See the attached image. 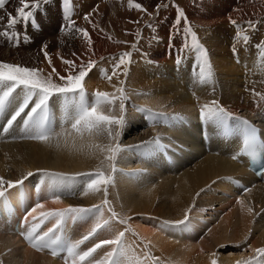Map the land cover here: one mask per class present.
<instances>
[{
	"label": "bare ground",
	"instance_id": "obj_1",
	"mask_svg": "<svg viewBox=\"0 0 264 264\" xmlns=\"http://www.w3.org/2000/svg\"><path fill=\"white\" fill-rule=\"evenodd\" d=\"M134 3H141L147 12L130 7L128 0H49L35 12L38 27L24 23L15 26V31H27L30 42L13 47L0 37V61L40 68L45 75L54 66L61 75H66L68 66L61 58L74 60L77 65L90 58L97 62L84 82L90 102L97 90L118 95L113 86L120 87L119 80L124 81L126 95L134 98L130 102H135V113H124L125 125L112 129L115 139L106 130L77 133L68 122L57 125L47 140L28 139L23 133L15 140L0 142V176L17 180L32 172L34 175L24 184L38 183L43 194L41 210L51 211L69 206L90 208L100 205L105 197L103 192L91 190L85 194L84 178L80 177L71 189L73 194L61 195L57 202L49 195L48 180L41 183L40 170L68 176L96 171H103L106 177L111 175L113 182L106 186L110 204L102 215L78 221L85 235L97 222L109 219L107 207H111L125 223L110 221L81 248L113 239L126 230L123 264H144L147 252L158 257L159 264H211L213 259L217 264L237 261L243 264L255 255L254 249L264 247V186L224 152H215L218 145L213 142L210 141L209 149L203 150L197 140L194 119L200 117L201 107L213 100L228 112L247 110L250 115L264 101V97L241 100L244 93H252V87L264 93V57L254 47L264 41V0H133ZM158 3L161 7L157 12ZM176 5L187 16V21L181 23V31L190 24L207 49L214 72L210 83H200L199 76L193 75L198 73L196 53L184 48L191 40L185 41L182 34H177ZM19 6L18 0H7L4 9H0L3 17L0 28L7 23V14L15 16ZM87 13H91L90 19L97 28L83 19ZM66 15L75 20L76 26L89 31L91 44L73 32ZM230 20H236L237 25ZM249 20L261 22L256 31L248 28ZM148 24L154 28L147 27ZM238 31L240 37L236 39ZM170 32L173 39L169 38ZM244 35L251 37L247 46ZM45 44L52 65L43 56ZM234 46L238 59L234 58L237 57L233 54ZM89 48L94 54L89 53ZM126 51L131 53L127 77L121 74L119 80L113 76L111 81L102 78L101 69L111 74L113 61L109 58H118ZM100 57L105 60L101 61ZM179 57L182 63L177 65ZM234 67L239 68L240 75L235 70L236 76ZM52 79L62 83L56 76ZM16 91L19 93L20 89ZM67 99L71 105V96ZM65 101V97L54 95L49 101L51 114L57 107L60 115L65 114ZM138 108L150 109L155 119L147 120ZM68 111L72 113L71 106ZM101 111L121 115L118 102L115 109L104 104ZM174 116L182 119H171ZM155 137L162 138V147L153 146L151 151L146 146L136 147ZM117 143L125 151L116 157L117 171L112 172L108 147ZM231 176L249 178L255 184L239 196L226 183ZM244 182L249 183L247 179ZM185 215L188 216L186 227L164 226L165 222L183 220ZM112 247L103 245L94 254L95 258L102 259ZM0 261L59 264L24 249L7 235L0 236ZM253 264H264V257Z\"/></svg>",
	"mask_w": 264,
	"mask_h": 264
},
{
	"label": "snow or ice",
	"instance_id": "obj_2",
	"mask_svg": "<svg viewBox=\"0 0 264 264\" xmlns=\"http://www.w3.org/2000/svg\"><path fill=\"white\" fill-rule=\"evenodd\" d=\"M7 0H0V9H4ZM49 0H18L20 5L16 9V15L8 13L7 23L0 28V37L7 39L9 44L13 47H19L22 42H30L31 37L27 31H15V26L20 23L32 24L38 27L35 19V12L41 9L43 4H47ZM69 2V0H65ZM130 7H134L136 10L147 12V9L143 7L141 3H134L133 0H128ZM161 5L158 3L156 5L157 12L159 11ZM167 7V5H165ZM177 8V19L174 24L177 29V34H182L184 40H191V44L185 43L184 48L190 49L196 53V64L198 68V73L194 72L193 75H198L200 83H210L213 79L214 72L208 56L207 49L199 42L197 34L192 30L190 24L180 29L182 21H187V16L183 9ZM70 13V10H69ZM152 15V13H148ZM91 13L84 15L83 19L87 20L93 28H97L98 25L93 23L90 19ZM65 19L68 24L72 26V30L76 35H80L86 39L88 44H91V36L89 31L85 28H80L76 26L75 20L71 19L70 15H66ZM3 17H0V21ZM134 23H139L135 21ZM230 23L237 25L236 20H230ZM261 22L259 20L247 21L248 28L252 31L257 30V25ZM147 27L154 28V25L148 24ZM103 31V29H100ZM240 33L237 32L236 39H239ZM169 38L173 39L172 32L169 33ZM251 37L248 35L243 36V41L245 45L249 43ZM135 47V45H133ZM260 54L264 57V41H260L254 45ZM47 45L42 46L43 56L47 59L49 65H52V59L49 52L46 50ZM89 53H92V49H88ZM94 54V53H92ZM233 54L237 56L238 51L233 47ZM75 56L76 53H73ZM131 53L123 52L118 58L110 57L113 61L111 66V74H108L106 70L101 69L102 78H107L111 81L113 76H116L119 80V75H124L127 77L128 69L127 66L131 63ZM62 59V63L68 66L66 75H61L56 68L53 66L51 71L46 75L43 74V69L36 67H28L15 63H8L0 61V113H3L6 109L11 108L12 111L9 118L6 121V126L0 129L5 133H8L10 129L13 128L14 123L18 120L22 125V132L25 138L28 139H40L47 140L52 135L54 129L51 125V112L49 110V101L54 96H62L66 98L65 101V123L70 122L71 128L77 132L82 133L83 131H88L92 133H100L101 131H107L108 135L115 139L112 135L113 128H122L126 121L124 113L126 112V102L129 97L125 93L123 87L124 81L119 80L120 87L116 88L117 94H110L108 92H101L97 90L93 94V100L90 102L87 99V93L85 91V78L89 76V73L96 68L97 62L88 59L87 61H81L79 65L76 64L74 60ZM100 60H105V57H100ZM177 65L182 63V57H179L176 61ZM122 69V72L120 71ZM58 77V80L62 83L54 82L52 77ZM17 89L20 92L17 93ZM214 90V89H213ZM254 96L264 97V94L256 92L253 88L250 90ZM15 93V95H14ZM71 96V105H69L68 97ZM35 97V100H33ZM119 103L120 116L104 114L101 111V107L104 104L112 105L113 109ZM31 103V107H29ZM72 107L73 111L69 114L68 108ZM27 109V111H26ZM138 111L146 114V119L153 121L155 119V114L151 112L150 109L138 108ZM162 115V114H161ZM171 119H182L179 117H172ZM200 119L204 123H208L215 126L223 127L228 130V121H233V129L239 130L242 134V147L237 154L232 156L233 159H237L238 155H248L255 157L258 148H264V143L258 142V134L256 129L250 124L249 121L233 116L232 113L227 112L223 106L215 100L211 101L210 104H204L200 110ZM168 122V118H165V123ZM146 146L147 150L151 151V148L162 147V138L155 137L151 141L144 142L143 145H138L136 147ZM108 151L110 155L107 159L112 162L111 169L112 172H116L115 167L116 157L122 151H125L118 143L115 146H109ZM32 172H28L26 176L20 179L12 180L5 179L0 176V203H7V192L9 189L18 188L23 186L24 181L28 177L33 176ZM40 175L42 177L41 183L44 180H48V191L49 195L54 196L56 201L59 202L61 195L73 194L71 189L75 187V182L78 178L83 177L82 183L85 185L83 189L85 194L87 191L91 190L94 192H103L105 199L100 205H94L90 208L85 207H72L69 206L63 209H55L51 211H41L39 216L33 215L37 212V209H42L44 205L39 201L36 202L35 206L30 210H26V214L22 217V220L18 227L24 228L20 234L37 247L39 250L45 248L51 249V254L53 256L59 255L61 251L66 250V256H64L65 264H123L121 256L124 254V237L125 231L119 232L113 239H104L100 242H93L92 246L81 248L86 242L92 240L98 233V231L106 228L110 221L118 220L119 223L123 224L125 221L119 219L118 214L111 208L107 207V211L111 214L109 219L104 220L103 223L97 222L91 230L85 234L81 239L71 241L63 240L57 232H63L65 225L69 220H84L89 217H96L97 214H101L103 209L110 204L107 199V185L113 182L111 175L105 176L103 171H96L91 173H79L76 176H68L64 173H50L46 170H40ZM251 211V209H249ZM29 217L32 219L29 220ZM46 221H54L53 226L48 228L46 231H41V226L45 224ZM188 216L185 215L183 220H177L174 222H165V227H179L187 226ZM103 245H111L112 250L105 253L102 259H96L94 254L98 249H101ZM255 255L250 256L247 261L243 264H253L254 261H258V258L264 257V247L254 249ZM215 256V253L212 254ZM159 264V258L152 256L150 252L145 253L144 264ZM3 264V261H0ZM211 264H217L215 259L212 260ZM236 264H242L241 261H237Z\"/></svg>",
	"mask_w": 264,
	"mask_h": 264
},
{
	"label": "rangeland",
	"instance_id": "obj_3",
	"mask_svg": "<svg viewBox=\"0 0 264 264\" xmlns=\"http://www.w3.org/2000/svg\"><path fill=\"white\" fill-rule=\"evenodd\" d=\"M256 51H257V52H260V50H258V49L255 50V52H256ZM253 52H254V50L252 51V53H253ZM233 57H234V56H233ZM234 58L237 59V57H234ZM235 70L238 71L239 68H236V69H235V67H234V71H235ZM237 71H235L234 73L237 74ZM239 71H240V70H239ZM239 71H238V74L240 75L241 73H239ZM238 74H237L236 76H238ZM242 80H243V79H242ZM252 88H254V87H252ZM254 89H255V88H254ZM256 89L258 90V87H257ZM256 89H255V90H256ZM257 90H256V92H258ZM258 93H261V92H258ZM262 94H264V93H262ZM249 95H250V96H249ZM246 96H247V97H246ZM252 96H253V97H252ZM244 97H245V98H244ZM247 98H252V99L255 98V99H257V96H254L252 93H249V94H245V93H244V94L241 96V100H244V99L247 100ZM258 98H259V97H258ZM132 99L134 100V98L129 97V99H128L127 103H126V112H125V113L128 114V115H132V114L135 113V111H134L135 107L133 106V105H135V102H130ZM259 99H261V98H259ZM245 100H244V101H245ZM131 103H132V104H131ZM193 111H194V110H193ZM240 113H241V114H242V113H243V114H244V113H245V114L247 113V115L249 114L247 110L241 111ZM245 114H244V115H245ZM253 115H254V114H253ZM249 116L253 117V116L250 115V114H249ZM257 119H258V118H257Z\"/></svg>",
	"mask_w": 264,
	"mask_h": 264
}]
</instances>
